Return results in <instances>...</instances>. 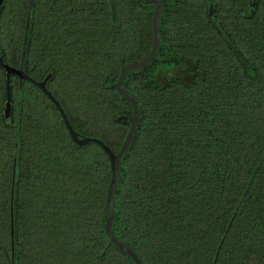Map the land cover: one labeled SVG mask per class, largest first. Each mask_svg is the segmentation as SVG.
Here are the masks:
<instances>
[{"label":"trees","instance_id":"trees-1","mask_svg":"<svg viewBox=\"0 0 264 264\" xmlns=\"http://www.w3.org/2000/svg\"><path fill=\"white\" fill-rule=\"evenodd\" d=\"M166 0L155 61L124 90L140 120L122 159L113 232L143 264H264V0ZM13 6V4H11ZM0 15V54L20 64L27 0ZM140 0H35L23 69L79 134L114 152L131 108L110 85L150 51ZM9 22V26L6 23ZM0 68V264H133L104 233L111 178L95 144L75 146L56 109ZM19 115V116H18ZM17 119L19 120L16 133Z\"/></svg>","mask_w":264,"mask_h":264},{"label":"water","instance_id":"water-1","mask_svg":"<svg viewBox=\"0 0 264 264\" xmlns=\"http://www.w3.org/2000/svg\"><path fill=\"white\" fill-rule=\"evenodd\" d=\"M2 4V0H0V6ZM147 5L154 6V11L151 17V28H152V40L151 47L148 54L140 61H132L124 64L119 71L117 76V80L115 83L110 85V88L116 91L118 96L128 103L131 108L130 116H119V121H127L128 131L124 137V140L118 149L117 152H114L109 146H107L102 140L95 137H86L78 132H76L70 124V121L61 106L60 102L52 95V93L47 89V82L49 81L51 74H48L43 80L36 81L31 76H29L23 69L25 55H26V46H27V37L28 30L30 24V17L32 14L34 0H28L26 19L24 25L23 32V41L21 47V57L20 64L18 67H13L7 65L3 62L0 54V68L5 71V89H6V103L4 109L5 119H10L11 112V94H10V79L11 77H16L19 81L20 88L24 85L25 82L31 84L36 89L41 91L44 95L46 102L51 104L57 111L62 124L64 125L68 136L71 142L77 147H85L89 144L97 145L107 156L111 171V178L109 181V185L106 191V208H107V217L104 224V233L110 242V244L120 250L122 253L126 254L133 264H143L139 259L136 252L125 245L123 242L117 239L113 232V223L115 218V199L114 195L119 183L120 174H121V165L122 159L126 155L128 148L130 147L134 135L137 130V126L140 120V111L137 100L129 95L124 90V80L126 75L131 71H141L146 69L149 64L156 60L159 47H160V22L163 12L162 0H148L145 2ZM209 14L212 16L213 14V4L212 0H209ZM19 116V115H18ZM19 120L17 119L16 124V133L18 132ZM16 135V145L14 152V160H13V170H12V181H11V192H10V243H11V264H15V244H14V212H13V202H14V194H15V186L17 179V150H18V140Z\"/></svg>","mask_w":264,"mask_h":264},{"label":"flooded vegetation","instance_id":"flooded-vegetation-1","mask_svg":"<svg viewBox=\"0 0 264 264\" xmlns=\"http://www.w3.org/2000/svg\"><path fill=\"white\" fill-rule=\"evenodd\" d=\"M19 1L20 0H2V4L0 6V15L3 16L6 19L13 18V17L15 18L16 15L18 14V5H17V3ZM140 1L145 6H147L149 8L148 11H149V13H150V15L152 17V14H153V11H154V6L145 4V2L148 1V0H140ZM165 1L166 0H162V6L164 5ZM208 2H209V0H208ZM11 4H13V6ZM212 4H213V2H212ZM27 6H28V0H27ZM163 9H164V6H163ZM26 12H27V10H26ZM162 14H163V12H162ZM9 25H10L9 22H7L6 26L8 27ZM29 26H30V24H29Z\"/></svg>","mask_w":264,"mask_h":264}]
</instances>
